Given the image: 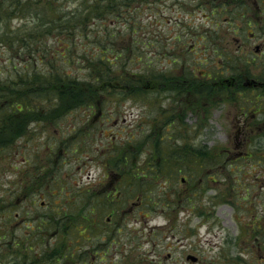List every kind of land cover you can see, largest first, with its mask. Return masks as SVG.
Masks as SVG:
<instances>
[{"label": "rangeland", "instance_id": "374dc122", "mask_svg": "<svg viewBox=\"0 0 264 264\" xmlns=\"http://www.w3.org/2000/svg\"><path fill=\"white\" fill-rule=\"evenodd\" d=\"M62 1L65 2L68 10L57 19H54L56 17L50 11L38 12L40 14L46 12L44 15L45 21L48 22L45 24L46 28L56 31L61 27L72 26L85 18L80 13L74 14L71 11L82 0ZM245 1L246 4L253 5L254 10V0ZM256 1L261 5L262 11L264 0ZM148 2H144L145 7L140 13L144 19L142 22L144 28H139L137 32L124 27L122 20L125 16L87 17L89 20L87 23L95 28L97 34H102L106 26L111 30L114 29L116 33L119 32L120 35H117L115 40V46L118 48L128 46L127 48L130 49L133 39L136 37L141 39V44L135 43L136 57L140 58L138 55L141 54L143 56L137 62L136 68L141 67L144 60L151 61L156 69L160 68L161 78L156 79L160 87L157 90L160 92L144 87L131 92L124 99L120 96L117 104L115 101L103 102L106 108L104 111L109 110L106 114L113 117L109 121L111 126L108 128L117 134L115 139L117 143L128 139L133 131L145 136L143 145L148 143L146 139L153 129L173 134H188L197 152L208 151L211 161L221 155L222 162L213 165L211 171L207 168L205 172L210 173L203 178L196 177L191 184L181 183L176 186L174 191L172 190L174 195L171 199L174 205L165 206L161 202L150 211H146L150 214L149 217L142 216L135 203L126 204L125 209L121 208L117 215L119 220L117 227L122 229L121 236L115 238L116 243L112 244V251L102 260L94 257L93 264H264V163L257 160L259 155L264 153V149H258V152L256 150L257 142L263 147L264 135L253 134L252 145L248 146L245 144V136H238L235 127L237 107L245 104L248 99H254V94L251 95L249 91L240 101L238 94L235 95L236 92L231 89L227 93L213 97L212 92L209 91L211 86L205 84L202 86L204 90H200L193 85L195 81L188 80L190 78L188 74L192 72L200 76L198 70L203 68L202 65L194 68L195 57L197 56V61L201 59L203 46L195 52L194 57L188 54L193 33L197 35L195 41L204 31L211 33L213 41L223 42L222 46H228L227 42L223 41V37L226 40L224 36L226 27L210 24L209 20L203 19V14H209L204 10V5L210 0H182L181 6L177 4L173 6V0H148ZM210 8L215 7L210 6ZM256 9L257 7L254 11ZM65 20L72 22L67 25L64 23ZM112 20L115 21L111 22ZM14 22L17 23V20ZM247 26L241 29L243 36H252L251 31L255 36L264 35L263 15L258 14L251 25ZM196 28L201 32H197ZM159 32L165 37L173 34L174 39H182L176 48L171 45L170 56L162 52L161 47H156L154 50L146 48L142 43ZM44 38L46 46L51 48L50 55L53 57L56 40L49 39L48 34H44ZM243 40L244 37L241 36V41ZM240 42L237 43L232 37L229 45L234 47L224 53L233 67L240 65L241 55L244 57L253 55L255 44L262 43V40L253 38L247 41L246 47L242 44L237 49ZM216 50L223 52L220 49ZM174 51L182 54L178 62L173 59ZM204 55L210 56L212 61L215 58L217 63L223 59V55L215 54L210 48ZM10 56L9 52L0 47L1 67H5ZM261 56L263 57L262 54L259 57ZM182 59L187 61L183 62ZM258 63L259 68L254 69V72L260 75V71L264 73V61L259 59ZM253 65L249 64V68L251 69ZM162 71H166V76H173L169 86L162 79ZM174 76L181 77L178 89H187L179 95L175 82L177 77ZM108 98L112 99L113 96L110 95ZM82 112H85L84 108H77L72 115L61 117L59 126L53 127L46 125L45 122L42 125L40 121L31 120L27 126L29 131L13 136V143L4 152L1 150L0 264H23L16 263L13 259L20 260L28 249L27 242L18 245L19 239L27 237L26 235L31 232L24 224V219L27 218L26 212L21 214L11 226L10 221L5 223V218L9 216L12 218L14 213L20 211H28V213L33 209L40 211L42 208L33 206L34 193L40 191L37 190L39 186L43 185L53 172L61 170V173L65 174V180L75 178L79 184L95 183L98 191L113 189L111 182L117 176L114 171L109 172L108 169L114 168L115 156H112L113 159L110 158L108 155L111 154L107 151L111 153L116 147L115 143L111 146L102 133L94 140L89 139L85 147L87 151L84 152L86 162H77L73 155L67 153L69 148L57 143L58 138L62 136L61 130L67 126L66 123H74L76 119L81 125L85 119ZM105 118L106 116L101 117L98 113L94 118L96 126L102 125L101 122ZM109 129L106 135H111ZM88 136L91 137L92 134L88 133ZM61 152H64L62 159L59 154ZM251 152L254 154L248 157L247 153ZM138 158L139 160H136L138 162L145 159L141 154ZM37 171L43 174V180L39 181L38 187H31V179H33L31 177ZM116 182L117 179L114 183ZM203 188L206 192L202 191ZM52 190L57 192L56 188ZM184 193L190 196L194 193L196 195L187 202L182 195ZM189 254L194 255L196 260L188 258Z\"/></svg>", "mask_w": 264, "mask_h": 264}, {"label": "trees", "instance_id": "16d2710c", "mask_svg": "<svg viewBox=\"0 0 264 264\" xmlns=\"http://www.w3.org/2000/svg\"><path fill=\"white\" fill-rule=\"evenodd\" d=\"M144 2L148 0H82L71 11L85 18L72 26L53 31L46 28L48 22L44 15L50 11L56 17L54 19L62 16L68 10L64 1L0 0V47L11 55L5 67L0 66V155L1 150L4 152L13 143V136L29 131L27 126L31 120L40 121L42 125L45 122L52 127L59 126V119L72 115L77 108H84L82 116L85 119L81 125L76 119L74 123H66L67 126L61 130L62 136L57 140L60 146L69 148L68 154L73 155L77 162H86V143L100 133L111 146L116 145L111 153L106 150L111 154L108 155L110 158L115 156L114 168L110 167L108 171H114L117 176L116 184V179L111 182L113 189L110 191H98L92 182L79 184L75 178L65 180L61 170L53 172L43 185L39 183L43 180L41 172L32 175L30 186L40 185L37 189L40 191L34 193L33 206L42 209H33L29 213L20 211L12 218H5V223L10 221L11 226L26 212L24 224L31 231L27 237L19 239L18 245L27 242L28 249L20 260L13 259L16 263L93 264L94 257L102 260L112 251L115 238L122 234L121 227H117V215L121 208L124 210L126 204L135 203L140 214L149 217L146 211L161 202L165 206L174 205L171 199L176 186L191 184L196 177L203 178L210 173L205 172L207 168L211 171L213 165L222 162L221 155L211 161L208 151L197 152L188 134L153 129L146 139L148 143L143 145L145 136L133 131L128 139L117 143V134L108 128L113 117L106 114L109 110L104 111L103 102L115 101L117 104L120 96L124 99L144 87L160 92L156 82L161 78L160 68L156 69L147 60L136 68L143 56L136 57L135 43H140L141 39H133L130 49L128 46L118 48L115 40L119 32L106 26L102 34H97L95 28L87 23V17L125 16L122 20L124 27L137 32L139 28H144V19L140 14L145 7ZM232 2L235 0H226V5ZM39 11L46 12L40 14ZM70 22L65 20L64 23L68 25ZM247 25L244 22L242 28ZM196 31L201 32L198 28ZM44 34L56 40L53 57L50 55L51 48L46 46ZM171 36L165 37L159 32L142 43L154 50L161 47L162 52L170 56L171 45L176 48L182 40L174 39L173 34ZM196 36L193 33L191 44L194 42V45L188 47V54L195 56L200 46L204 45V48L201 59L197 61L195 57V67L206 61L204 53L211 46L208 37L212 35L203 31L195 41ZM173 55L176 62L182 56L178 51H174ZM161 73L163 81L169 86L173 76H166V71ZM191 73L187 74L192 77ZM194 81L193 85L200 89L202 86L197 85L196 78ZM110 95L112 99L108 98ZM98 113L106 118L102 125L96 126L94 118ZM108 129L111 135L105 134ZM88 133L92 136L89 137ZM59 154L62 159L64 152ZM140 154L145 157L142 162L136 161ZM54 188L57 192L52 190ZM205 190L202 189L203 192ZM182 195L188 202L196 194Z\"/></svg>", "mask_w": 264, "mask_h": 264}, {"label": "flooded vegetation", "instance_id": "af4514ba", "mask_svg": "<svg viewBox=\"0 0 264 264\" xmlns=\"http://www.w3.org/2000/svg\"><path fill=\"white\" fill-rule=\"evenodd\" d=\"M245 2L247 1L235 0V2L230 3L229 6L226 5V0H210V2L205 3L204 10H207L209 14H203V12V19L205 21L209 20L210 24L214 23L213 25H224L226 27L224 32L226 40L223 37V41H226L228 46H222L223 42H215L212 40L211 36H209L208 41H210L211 46H209L208 49L210 48L211 50H213L215 54L218 53V55H223L222 61L217 63L215 62V58L212 61L210 56L204 55L206 60L208 61L202 62L203 68L198 70L200 71V76L195 73H191L192 77L187 78L188 80H191V82H193L196 78V81L200 83V86H204L205 84L211 86L209 87V91L212 92L213 97H216L218 94H222L225 92L227 93V91H230L231 89H233V92H236L235 95L238 94V99L240 101L243 100L244 95L248 94L249 91L251 92V95L254 94V99H248L245 104L237 107L236 115L235 127L237 130V135L240 137L245 136V144L249 146L252 145V141L254 140V137L252 136L253 134L257 133L260 135H264V73L260 71L259 75V73L254 72V69H256L257 67L259 68L258 60L261 59L262 61H264V35L255 36L251 31L250 33L252 36H243L241 34V28L243 21H245V23H247L248 25H251L258 14L263 15L264 19V9L262 8L261 11V5L257 3L256 0L253 1L255 8L257 7L256 11H254L255 8L254 10L252 9L253 5L246 4ZM172 4L173 6H175V4L181 6L183 2L182 0H173ZM210 6H213L215 8H210ZM215 11H218V13H216ZM250 27L252 28V26ZM260 28H262V25L260 26ZM228 35L229 38H227ZM240 35L244 37L243 41H241ZM232 37L237 43L241 41L239 46H237V49H239L242 44L244 45V47H246L247 41L253 38L262 40V43L257 42L255 44V52L253 53V55H247V57L241 55L239 57L240 65L237 67H233L229 64V59L224 54L225 51L229 52V50L227 49L234 47V45H229L230 39ZM193 45L194 42L190 47H192ZM202 48H204V45ZM215 48L220 49L223 52L220 53ZM261 54L263 55V57H259ZM249 64H254L251 69L249 68ZM194 68H196L195 65ZM175 77H177L175 82L176 89L179 95L180 92H183L187 89H178L181 77ZM181 85L185 87L184 83L182 82ZM200 89H203V87H201ZM262 145L263 147L257 142V152L258 149H264V143H262ZM247 154L248 157H252L254 153L251 152ZM257 160L258 162L264 163V153L260 154Z\"/></svg>", "mask_w": 264, "mask_h": 264}, {"label": "water", "instance_id": "95a60500", "mask_svg": "<svg viewBox=\"0 0 264 264\" xmlns=\"http://www.w3.org/2000/svg\"><path fill=\"white\" fill-rule=\"evenodd\" d=\"M188 258H191L193 260H196V257L194 255H191V254L188 256Z\"/></svg>", "mask_w": 264, "mask_h": 264}]
</instances>
